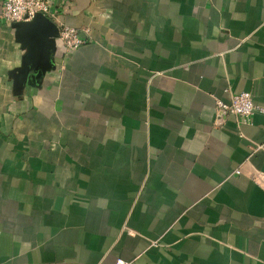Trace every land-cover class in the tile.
Returning <instances> with one entry per match:
<instances>
[{"label": "crops", "instance_id": "1", "mask_svg": "<svg viewBox=\"0 0 264 264\" xmlns=\"http://www.w3.org/2000/svg\"><path fill=\"white\" fill-rule=\"evenodd\" d=\"M48 1L0 17V264H264V0Z\"/></svg>", "mask_w": 264, "mask_h": 264}, {"label": "built area", "instance_id": "2", "mask_svg": "<svg viewBox=\"0 0 264 264\" xmlns=\"http://www.w3.org/2000/svg\"><path fill=\"white\" fill-rule=\"evenodd\" d=\"M36 14H44L51 19L56 18L53 5L48 0H2L1 19L6 24L31 20ZM57 40L66 52L75 51L84 44L86 40L72 27L57 22ZM218 110L235 115L242 121H247L255 111L262 112L254 106L251 95L241 92L232 95L227 102L216 100ZM238 174V170L235 171ZM116 264H125L117 260Z\"/></svg>", "mask_w": 264, "mask_h": 264}, {"label": "water", "instance_id": "3", "mask_svg": "<svg viewBox=\"0 0 264 264\" xmlns=\"http://www.w3.org/2000/svg\"><path fill=\"white\" fill-rule=\"evenodd\" d=\"M54 36H56V37H57V34H54Z\"/></svg>", "mask_w": 264, "mask_h": 264}]
</instances>
